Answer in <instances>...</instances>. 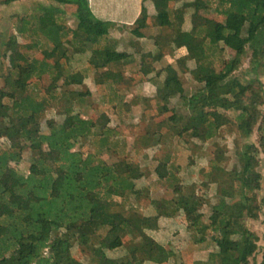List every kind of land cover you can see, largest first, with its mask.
<instances>
[{"label":"trees","instance_id":"1","mask_svg":"<svg viewBox=\"0 0 264 264\" xmlns=\"http://www.w3.org/2000/svg\"><path fill=\"white\" fill-rule=\"evenodd\" d=\"M178 2L142 0L138 15L100 16L86 0H43L26 38L20 24L6 40L0 59V264H166L170 252L175 264H188L177 246L179 230L162 224L181 214L194 243L213 242L217 249L215 258L190 264L249 263L259 236L247 221L260 217L264 202L258 192L264 80L245 82L231 65L248 58L264 66V0H182L177 12ZM113 29L122 37L114 40ZM148 30L152 47L137 46L136 31ZM167 55L176 56L164 64ZM127 59L136 77L126 72ZM113 74L120 80L99 99L78 88L90 80L104 85ZM182 74L201 85L187 91ZM139 82L155 83L149 110L155 125L141 143H149V131L166 144L177 138L181 147L173 160L134 156L140 147L129 149L127 132L108 115L85 119L74 107L54 115L63 101L117 108L112 96H126ZM122 104L132 109L131 101ZM221 132L232 134L235 168L222 163ZM84 140L91 150L78 146ZM195 148L210 149L212 158L184 185L195 159L189 154L182 165L178 153ZM131 196L146 201L142 210L118 208L117 197Z\"/></svg>","mask_w":264,"mask_h":264},{"label":"rangeland","instance_id":"2","mask_svg":"<svg viewBox=\"0 0 264 264\" xmlns=\"http://www.w3.org/2000/svg\"><path fill=\"white\" fill-rule=\"evenodd\" d=\"M43 0H11L9 2H5L4 0H0V59L2 58V53L4 52L5 42L10 37L11 33L18 30L19 25L22 27L20 30L21 35L26 38L29 33V29L31 27L32 21L36 18L37 14V6L39 2ZM184 8L182 6L177 8V12L182 11ZM75 10L71 9L70 13L73 14ZM27 15V17L21 21L20 16ZM69 22V21H67ZM73 22H71V25ZM113 38L118 39L122 37V35L113 29ZM145 35L144 40H136L137 46L146 47V49H150L151 41L153 39L154 32L148 30L147 32H143ZM117 41V40H116ZM145 41V42H143ZM176 55H167L163 58L162 62L164 64L171 63ZM126 66V72L133 74L136 77V65L133 59H127L124 61ZM231 69L234 74H239L244 77V81L248 82L249 79L253 77H257L261 80H264V66L257 65L253 63L248 58H242L241 60H235ZM118 76L111 75L106 79L105 84L101 86H96L92 80L88 81L83 86H78L79 89H89L94 94L100 95L108 94L111 92L112 88L117 85ZM182 80L184 85L189 92H194L201 84L195 81L190 74H182ZM155 90V83L152 82H144V83H135V87L131 88L130 92L125 95L112 96L115 98V103L117 104V108L110 106L107 102L97 101L95 102V106H84V105H70L65 101L61 102L58 108L55 110V117L59 118L62 115H65L69 112V109L74 107V109L80 108L81 116L85 119H95L100 118L103 115H108L113 120L115 119L117 123L120 124L122 128L127 132V142L129 149H135L136 147H140L139 150L134 154V156H145L147 153L148 156L152 159L163 158L166 160H173L174 156L178 151L176 148H180V144L178 143L177 138H171L172 141L170 143H163L160 140H157L155 135L149 131L147 135H149L150 141L147 145H142V135H146V130L151 127V125H155L152 121V116L149 114V110L155 107V100L153 99L152 93ZM112 94V93H111ZM125 101L132 102V109L127 110L125 106L122 104ZM81 106V107H79ZM144 115V119H140L141 116ZM111 123V121H110ZM129 135V136H128ZM138 139V140H137ZM219 142L225 146L226 148V157L223 160V165L227 168H235L237 165L236 155L234 153V148L232 144V134L230 132H221V135L217 138ZM82 145L78 146L84 150H91L89 143L84 140L81 142ZM212 147L213 142H210L208 147ZM181 150V149H180ZM183 150V149H182ZM179 151L177 161L182 165H186L188 161V155L190 154L195 159V164L186 172L183 178V184L186 185L189 183L195 176V171L199 164H207L211 161L212 152L210 149L202 150L200 148H195L191 151L183 150ZM145 173L147 175H151L149 168H145ZM261 172V188L258 190L260 197L264 198V167L260 169ZM149 180L151 179L148 178ZM157 187L156 184H154ZM119 203L121 204L118 208L124 210L125 212H129L130 206H138L141 210L144 208L146 201L142 200L136 203L133 196L131 197H117ZM219 197H214L213 201L215 203L219 202ZM139 204V205H138ZM185 215L181 214L173 219H163V225L171 224L172 230H179V237L177 239V246L181 249L183 256L188 264H190L194 259L202 258L205 259L208 256L215 258L216 257V246L213 242H207L202 244H197L192 241L190 236L188 235L185 229ZM248 226L259 236L258 240V248L250 257V261L248 264H259L261 259V248L264 245V202L263 209L261 215L256 220H248ZM165 233L158 235V237L164 236ZM127 249L124 248L120 250L118 254H123ZM176 263V255L173 252H170V259L166 264H175Z\"/></svg>","mask_w":264,"mask_h":264},{"label":"crops","instance_id":"3","mask_svg":"<svg viewBox=\"0 0 264 264\" xmlns=\"http://www.w3.org/2000/svg\"><path fill=\"white\" fill-rule=\"evenodd\" d=\"M89 5L94 10L96 15L105 16H119V15H131L140 14L141 7H142V0H86ZM177 6L175 9L177 10L178 7L182 6V0H178ZM70 13V11H69ZM71 14V13H70ZM127 34V33H125ZM136 40H144L146 37L145 34L141 31H136ZM145 42V41H143Z\"/></svg>","mask_w":264,"mask_h":264}]
</instances>
